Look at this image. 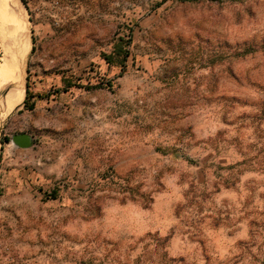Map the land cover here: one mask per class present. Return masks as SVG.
I'll list each match as a JSON object with an SVG mask.
<instances>
[{
	"label": "rangeland",
	"instance_id": "rangeland-1",
	"mask_svg": "<svg viewBox=\"0 0 264 264\" xmlns=\"http://www.w3.org/2000/svg\"><path fill=\"white\" fill-rule=\"evenodd\" d=\"M13 6L28 38L0 119V264H264V0ZM118 34L123 74L102 60Z\"/></svg>",
	"mask_w": 264,
	"mask_h": 264
},
{
	"label": "bare ground",
	"instance_id": "bare-ground-1",
	"mask_svg": "<svg viewBox=\"0 0 264 264\" xmlns=\"http://www.w3.org/2000/svg\"><path fill=\"white\" fill-rule=\"evenodd\" d=\"M13 8V0H0V48L3 51L0 58V119L16 106L23 94L22 72L28 33L22 18L12 17Z\"/></svg>",
	"mask_w": 264,
	"mask_h": 264
},
{
	"label": "trees",
	"instance_id": "trees-1",
	"mask_svg": "<svg viewBox=\"0 0 264 264\" xmlns=\"http://www.w3.org/2000/svg\"><path fill=\"white\" fill-rule=\"evenodd\" d=\"M181 2H216L219 0H180ZM132 35L131 34H118L114 43L113 49L110 53H103L102 60L106 65L107 69H117L120 74L127 71L129 67V60L131 58V46H132ZM105 78H99L96 83L91 87L92 90L97 89H112L113 84L111 82H105ZM39 96H35L30 92L29 83H27L26 97L23 104V111H33L36 107L35 99ZM34 99V100H33ZM10 140H1L2 146L9 143ZM1 160V159H0ZM58 192L53 191L51 194H45L46 200H56Z\"/></svg>",
	"mask_w": 264,
	"mask_h": 264
},
{
	"label": "water",
	"instance_id": "water-1",
	"mask_svg": "<svg viewBox=\"0 0 264 264\" xmlns=\"http://www.w3.org/2000/svg\"><path fill=\"white\" fill-rule=\"evenodd\" d=\"M24 86H25V97H26L27 83ZM24 101H25V99H24ZM23 104H24V102L21 104V106H23ZM21 106H19V107H21ZM30 139L31 138H29L27 136L17 137L15 139H13V144L16 145V146H20V147L26 148V147L30 146ZM0 144H2L1 143V139H0Z\"/></svg>",
	"mask_w": 264,
	"mask_h": 264
},
{
	"label": "crops",
	"instance_id": "crops-1",
	"mask_svg": "<svg viewBox=\"0 0 264 264\" xmlns=\"http://www.w3.org/2000/svg\"><path fill=\"white\" fill-rule=\"evenodd\" d=\"M33 2H35V0H33Z\"/></svg>",
	"mask_w": 264,
	"mask_h": 264
}]
</instances>
